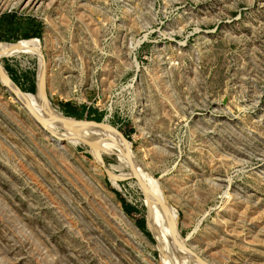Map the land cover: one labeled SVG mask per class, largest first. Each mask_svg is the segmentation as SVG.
Here are the masks:
<instances>
[{
  "label": "rangeland",
  "instance_id": "obj_1",
  "mask_svg": "<svg viewBox=\"0 0 264 264\" xmlns=\"http://www.w3.org/2000/svg\"><path fill=\"white\" fill-rule=\"evenodd\" d=\"M27 41L0 57L13 83L35 95L43 60L51 108L115 127L183 251L115 180L124 155L41 127L0 84V264H264V0H0V45Z\"/></svg>",
  "mask_w": 264,
  "mask_h": 264
},
{
  "label": "bare ground",
  "instance_id": "obj_2",
  "mask_svg": "<svg viewBox=\"0 0 264 264\" xmlns=\"http://www.w3.org/2000/svg\"><path fill=\"white\" fill-rule=\"evenodd\" d=\"M29 45H32L29 41L22 42L13 47H5L0 45V57L8 55L12 52H18L25 48H28ZM32 53L38 54L40 61L41 55L39 50L32 51ZM42 67H40L39 74H38V84H37V93L35 95L29 93H21V101L23 104L27 105L30 109V113L39 120L43 128L47 130L53 131L52 129L57 126L55 121L53 120L52 116H59L60 114L56 112L53 108L50 107L48 102L42 97L41 92L43 91V84H44V77H45V64L42 60ZM59 127V126H57ZM67 133L65 134H58L60 137H64L67 140L72 141H79V138H85L90 141L91 143V150L95 152V154L100 152H111L113 150H117L120 153V156H125L126 159L128 153L132 156L129 143L125 141L123 135L114 131H108L104 129H96L92 126L72 122L69 123L68 127L65 128ZM103 130V131H102ZM122 154V155H121ZM129 162V160H128ZM136 174L139 176L143 184L147 187V189L155 194L156 196H162L159 193L158 187L156 186L157 183L153 181L149 174L143 171L138 167V165L134 164ZM145 198L146 207L151 215L153 221L157 224V226L164 231L162 240L164 245H169V232L166 226L165 218L161 212L160 207L154 201V199L147 194H143ZM171 212L174 214L173 210ZM165 223V226H164ZM180 238V237H179ZM178 238V245L180 251L182 249V240ZM194 263L201 264L200 260L197 259L195 256L190 254L189 252H184Z\"/></svg>",
  "mask_w": 264,
  "mask_h": 264
},
{
  "label": "water",
  "instance_id": "obj_3",
  "mask_svg": "<svg viewBox=\"0 0 264 264\" xmlns=\"http://www.w3.org/2000/svg\"><path fill=\"white\" fill-rule=\"evenodd\" d=\"M0 84L4 86L8 91L13 95V97L28 111L30 112V109L28 106L23 104L21 101V93L18 89V87L13 83V81L10 79L4 68L0 65ZM34 120L42 127L41 123L37 118H35L33 115H31ZM53 120L55 121L56 125L59 126V128L65 129L68 127L69 123L72 122H77V123H82L86 124L89 126H92L96 129H104V128H113L117 132H119L115 127L107 124L106 122L103 121H95V120H88V119H76L74 117L70 116H65V115H59V116H52ZM120 133V132H119ZM121 134V133H120ZM125 139V137H123ZM80 143L83 145L87 146L89 149L91 148V143L89 140L85 138H79L78 139ZM126 142H128L125 139ZM127 158L129 160L128 162V167L130 170V175L123 177V178H117V180H122L125 178H132L134 181L137 183L138 188L141 193L147 194L148 196L152 197L154 201L157 203V205L160 207L161 212L165 218L166 226L168 228L169 232V248L171 250V253L174 254L175 256H179V245H178V234H177V226H176V215L171 212V207L167 204L165 199H163L161 196H156L152 192H150L147 187L143 184L139 176L136 174L134 164L135 161L133 160V157L128 153ZM100 159V167L102 168L104 174L108 177L111 178L109 170L102 164L101 158ZM180 239V238H179Z\"/></svg>",
  "mask_w": 264,
  "mask_h": 264
},
{
  "label": "trees",
  "instance_id": "obj_4",
  "mask_svg": "<svg viewBox=\"0 0 264 264\" xmlns=\"http://www.w3.org/2000/svg\"><path fill=\"white\" fill-rule=\"evenodd\" d=\"M5 71L8 73L9 77L11 80H13L15 82V78L12 75V72L9 70V68H7L5 65H3ZM33 90V84L31 83L29 85V91L32 92ZM87 112L86 117L95 121H99V113H96L93 109L90 108H84L83 106H72L69 103H65L64 107L62 108L63 114L66 116H72V117H76V118H81L83 116V113ZM91 113V115H90ZM130 128L127 129V133H129ZM126 137H128V135H125ZM122 210L126 213V214H131L132 213V208L130 206H127L125 204H122ZM136 225L140 228H142V222L141 220H135Z\"/></svg>",
  "mask_w": 264,
  "mask_h": 264
}]
</instances>
